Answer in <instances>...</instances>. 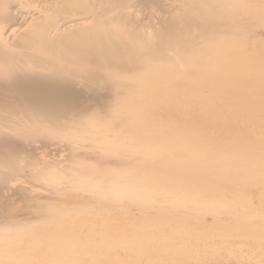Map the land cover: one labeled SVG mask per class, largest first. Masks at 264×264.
<instances>
[{"label":"rangeland","instance_id":"1","mask_svg":"<svg viewBox=\"0 0 264 264\" xmlns=\"http://www.w3.org/2000/svg\"><path fill=\"white\" fill-rule=\"evenodd\" d=\"M66 1L0 22L11 72L50 14L94 61L76 120L2 157L0 264H264V0Z\"/></svg>","mask_w":264,"mask_h":264},{"label":"bare ground","instance_id":"2","mask_svg":"<svg viewBox=\"0 0 264 264\" xmlns=\"http://www.w3.org/2000/svg\"><path fill=\"white\" fill-rule=\"evenodd\" d=\"M77 1L86 3L90 0H67L61 6V12L68 15L77 12L79 10L77 8L81 6ZM7 2L8 0H0V22L3 26L7 24L10 26L13 20V16L6 9ZM75 4L77 5L74 6ZM60 18L58 14H50L47 18H42L34 29L23 34L26 43L23 47L29 50L26 51L25 58L21 57L20 60L15 61L13 57L16 62L13 66L31 60L34 64L30 69H26L24 64H21L18 72H11L8 56L10 53L0 55V107L3 109L0 110V127L10 130V132L0 131V164H8L9 161L10 164L12 163L7 157L2 158L4 155H23L25 151L23 148L34 135L42 137L50 128L51 131H58L65 121L73 122L78 116L77 112L66 107L82 108L83 101L89 99L88 94L92 91L90 84H93L90 70L93 68L94 61H91L92 58L80 59L83 55L89 54L83 51L80 54L76 46H68L63 50L59 47L61 28H58V20ZM0 52L6 53L1 41ZM43 52L55 57V61L44 55L37 59L36 55H41ZM76 55H79L78 58L72 59V56ZM261 57L264 60V50L261 52ZM61 61L71 65L63 66ZM262 65L260 68L264 67V64ZM83 66L87 68L82 69ZM72 110L75 114H71ZM2 180L10 181L0 176V182ZM59 180L62 179L59 178Z\"/></svg>","mask_w":264,"mask_h":264}]
</instances>
